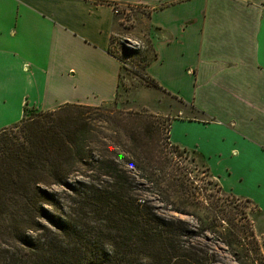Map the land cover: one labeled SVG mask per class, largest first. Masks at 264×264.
<instances>
[{
	"label": "crops",
	"instance_id": "0c3cea01",
	"mask_svg": "<svg viewBox=\"0 0 264 264\" xmlns=\"http://www.w3.org/2000/svg\"><path fill=\"white\" fill-rule=\"evenodd\" d=\"M136 7L155 30L145 87L173 114L169 141L255 208L264 251V0H0V130L25 109L114 102L111 41Z\"/></svg>",
	"mask_w": 264,
	"mask_h": 264
},
{
	"label": "trees",
	"instance_id": "16d2710c",
	"mask_svg": "<svg viewBox=\"0 0 264 264\" xmlns=\"http://www.w3.org/2000/svg\"><path fill=\"white\" fill-rule=\"evenodd\" d=\"M90 109L97 108L25 109L0 130V237L14 242L12 251L0 249V264H212L199 247L210 243L202 232L216 219L203 226L195 213L213 202L169 155L182 157L179 148L160 149L150 114L93 121L83 112ZM226 224L229 237L220 241L239 245L237 225ZM248 237L259 252L254 233Z\"/></svg>",
	"mask_w": 264,
	"mask_h": 264
},
{
	"label": "rangeland",
	"instance_id": "374dc122",
	"mask_svg": "<svg viewBox=\"0 0 264 264\" xmlns=\"http://www.w3.org/2000/svg\"><path fill=\"white\" fill-rule=\"evenodd\" d=\"M122 17L123 29H120L119 34L113 39L119 52L123 51V55L118 57L122 68L119 93L114 102L103 103L99 106L89 105L91 108L96 107L97 109L83 112H85L86 118L89 117L93 121L99 117L105 118L107 114L111 115V113L117 111L150 114L160 126L162 137L159 143L160 149L164 153L173 151L174 148L167 139V136L169 137L170 119L173 114L164 113L162 108L156 104L158 98L153 92L147 91L145 87L152 85L144 74V68L155 56L152 43L155 37L153 35L155 30L147 21V11L141 10L138 7L123 10ZM174 104L177 108V103L174 102ZM29 113L32 114V112ZM105 134L110 135V133ZM179 152H181L182 157H178L177 152L169 155L175 158V162H179H176L177 165L180 164V166L189 170L190 177H193L198 185L206 190L205 195H209V199L213 202L210 205V208L212 207L213 210L205 208L207 207L205 206L199 208L195 213L201 218L202 223L206 217L210 220L216 219L215 221L213 220V224L216 225L213 226V231L202 232L203 236H207V239H210V243L202 239L199 248L212 255V264H264L263 244L257 237L255 227L259 213L248 201L222 192L216 181L210 176L204 162L199 156L180 148ZM161 213H164V211H161ZM181 218L191 224H199V221L193 220L189 216H181ZM227 218L232 220L237 225V229L240 230H236L240 235V239L237 238V244L239 245L227 247L220 241L223 238L229 237L230 229L226 224ZM203 226H205L204 223ZM251 232L254 233L255 241L260 248V254L256 249L255 243L248 237V234ZM13 243L11 238L6 237L3 239L0 237V249L2 250L12 251L11 246ZM257 254L258 257H256Z\"/></svg>",
	"mask_w": 264,
	"mask_h": 264
},
{
	"label": "built area",
	"instance_id": "2783aa9c",
	"mask_svg": "<svg viewBox=\"0 0 264 264\" xmlns=\"http://www.w3.org/2000/svg\"><path fill=\"white\" fill-rule=\"evenodd\" d=\"M111 50L116 56H122L123 55V51L119 52L118 47H117L116 43H114V41L111 42Z\"/></svg>",
	"mask_w": 264,
	"mask_h": 264
}]
</instances>
